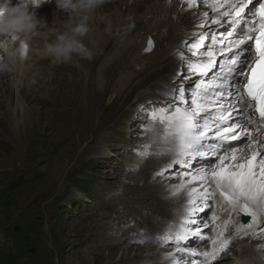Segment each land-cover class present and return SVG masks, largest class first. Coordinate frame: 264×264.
I'll return each mask as SVG.
<instances>
[{"label": "snow or ice", "instance_id": "obj_1", "mask_svg": "<svg viewBox=\"0 0 264 264\" xmlns=\"http://www.w3.org/2000/svg\"><path fill=\"white\" fill-rule=\"evenodd\" d=\"M181 2H186L188 9L197 8V0ZM203 2L216 14L211 24H227L224 32L205 31L196 41H183L192 50L191 56L182 50L177 55L192 76L177 72L159 90L157 100L139 106L143 123L137 134L144 139L134 150L140 161L168 159L153 179H168L177 166L184 170L171 191L174 202H185L179 215L156 234L161 246L169 242L175 246V253L165 256L166 264H210L229 247L220 231L211 241V251L202 254L203 262L184 259L185 255H197L189 254L183 242L190 236L201 237L208 228L206 223H197V215L210 209L209 201L217 193L221 207L226 205L230 213L251 218V223L237 226V234L255 236L264 217V0ZM202 15L208 18L209 12ZM208 23L200 20L194 27L207 28ZM12 39H16L14 34ZM153 47L149 37L144 51L151 52ZM196 76L198 81L192 79ZM185 82L194 87L187 88ZM194 161L207 164L193 172ZM217 219L213 216L214 222Z\"/></svg>", "mask_w": 264, "mask_h": 264}, {"label": "rangeland", "instance_id": "obj_2", "mask_svg": "<svg viewBox=\"0 0 264 264\" xmlns=\"http://www.w3.org/2000/svg\"><path fill=\"white\" fill-rule=\"evenodd\" d=\"M161 1L163 3V0ZM123 2L126 3V1ZM110 9L118 12L117 7L113 6ZM108 13L106 12L104 15L96 13L98 17L95 16V13L91 15L97 18L96 22L100 21L103 29H106L107 20L105 18ZM128 13L132 14V9L131 11L126 10L123 14L127 17ZM116 20L117 18L114 19V22ZM94 27L98 34H102L98 26ZM191 52L190 49L187 54H191ZM48 64L52 66L50 63ZM48 64L45 71V82L38 88L24 87V89L14 90V86L8 85L5 86L6 88L3 87V92L0 93V264L2 259L8 255L14 259V264H104V261L95 263V259L92 263L90 262L92 257L89 255L92 254V251L113 252L114 254H110L112 262L118 259L128 260L137 252L139 254L143 247H147L144 245L150 244L144 242L143 246H139L141 250L134 249L133 252H129L130 249L126 248L133 243H127V246L122 244L124 240L131 241L132 239L138 243L135 240L137 235L134 233L136 231L134 227L138 225L139 219L141 224L143 223V228L153 234L160 226L162 219L169 214L161 218L153 217L152 213L150 215L146 211H142L139 216H131L125 226L132 229L133 238L130 233L123 235L121 231L123 240L120 243L122 245L118 246H123L122 248L109 244L104 250H101L95 243H91L88 247L87 245L84 247V245L89 241L93 242L96 240L95 238H103V242L107 243V238L103 237L104 232L101 230L109 228L110 231L113 227H118L113 220L116 217L115 214H111V220L105 218L107 223L101 225L100 228L95 224L96 221L101 220V218L96 219L98 215L95 212L100 210V206L108 200L110 194L108 196L101 194V190L107 187L106 184L97 187L98 192L94 191V188L97 183L114 181L112 173L126 164L125 159H132L136 164L138 163V160L134 159V156H137L134 149L139 144L137 137L141 135L137 133L141 132L143 123L141 119L143 114L140 112L139 106H147L149 101L141 100L135 103L133 109L136 112V118L132 124L128 123L132 121V118L125 119L127 125H135V133L132 134L136 137L133 146L126 148L129 147L130 151L124 150L127 155H115L114 158H117V162L113 163V166L100 164L93 155L96 140L103 133L120 137L119 134L124 132V130H119L124 126L116 129L110 126V120L115 114L103 116L105 114L101 115L100 111L102 106L105 108L116 104L120 94L116 96L114 93L113 96L109 94L110 92L102 91L98 95V100L93 99L92 102H89L90 100L86 99L84 93L77 94V81L85 84L90 79L91 72L86 70L87 75H85V71L82 73L77 57H72L70 64L73 65H70L66 71L59 68V63L56 62L58 68L55 72L57 74L65 73L62 78H53L54 76L48 78L51 75ZM15 67V62H13L8 70L9 72L13 71L10 75L13 85L21 80L20 77L17 79ZM185 71L184 68L176 73L183 72L184 74ZM187 74L189 73H185V75ZM28 91H31V97H28ZM19 96L22 100H18ZM17 101H22L24 105L31 107L32 114L27 117L20 112L17 120L10 121V115H7L6 111L9 110L11 116H14ZM132 106L133 103H130V109ZM21 116L25 121H21ZM7 119L10 121L8 124L6 123ZM23 126L30 128L31 132L24 131ZM8 127L15 129L16 139L5 135L4 132L8 131ZM16 140L22 141L18 147L14 143ZM108 168H112V170L109 171ZM19 175L22 176V181L9 190V181ZM152 176L149 180L157 183L156 178L153 179ZM120 179L124 182L132 181L128 177ZM138 183L143 185L144 181L141 180ZM115 192L111 191L110 193ZM90 193H93L91 199H89ZM118 194L119 192L116 196ZM137 196H131L129 199L124 198L121 204H124L125 200L134 204ZM105 214L108 215L109 212ZM83 248L88 250V255L82 254L85 251ZM116 248L118 249L116 250ZM241 250L242 246L236 245L233 253L239 255ZM250 251L248 249L243 256L251 254ZM124 252L128 253L118 258ZM140 253L144 254L145 250ZM81 258H87V261H81ZM137 263L139 264V262Z\"/></svg>", "mask_w": 264, "mask_h": 264}, {"label": "bare ground", "instance_id": "obj_3", "mask_svg": "<svg viewBox=\"0 0 264 264\" xmlns=\"http://www.w3.org/2000/svg\"><path fill=\"white\" fill-rule=\"evenodd\" d=\"M4 1L5 3L7 2V0ZM123 1H126V3ZM11 2L13 5H16L20 3L21 0H11ZM36 2L40 5L39 7L31 9L32 5H29V8L30 11H34L37 20L40 22L35 32L31 34V38L42 40L46 36L48 38L47 42L54 43L53 41H55L60 34L68 33L76 26H84L87 28L86 33L79 36L78 39L88 49L90 55L84 57L74 54L73 56L77 57V62L80 63L79 66L82 68V73L85 71V75H87V70L91 72V74L90 79L88 82H85V84L81 81H77V94L81 92L84 93L86 99L90 100L89 102H92L93 99L98 100V95L102 91L110 92L109 94L113 96L114 93L116 96L120 94L116 104H112L105 108L102 106L100 113L101 115L105 114L103 116L115 114L110 120V126L115 129L124 126L119 129L124 130V132L119 134L120 137L107 133L101 134L95 142L93 154L94 158L99 160L100 164H107L109 166H113V163L117 162V158H114L115 155L122 154L126 156L127 153H125L124 150L130 151L128 150L129 147L126 149L127 146H133L134 142H136V137L132 134L135 133V125H127L125 121L126 118H132V121L128 122L132 124L133 120H135L136 112H134L133 109L135 103L141 100H157L159 98V90L171 80L174 74H176V71L184 69L177 53L182 50L186 56H191V54L187 55V51H189L190 48H186L183 41H189L191 43L196 41L198 35L202 32L214 31L218 34L224 32L227 27V24L216 25L210 23V20L215 17L216 14L212 12L211 8L208 4L204 3L203 0H197L196 9H188L187 3L185 2L182 4L181 0H163V3L161 0H104V3L94 11L80 15L74 14L72 16H69L66 11L59 9L56 5V0H36ZM113 6L118 8V12H114L110 9L113 8ZM182 7L185 8L184 12H181ZM131 9L132 14L128 13L129 16H124L123 13L126 10L131 11ZM205 11L209 12L208 18H204L202 15ZM106 12H109L105 18V20H107V28L103 29L100 25V21L96 22L97 18L95 16H97L96 13L98 15H104ZM92 13H95L94 17L91 15ZM115 18H117V20L114 22ZM204 19L209 21L207 28L194 27L200 20ZM94 26H98L102 34H98ZM149 37L153 39L154 47L151 52L146 53L144 48L147 46ZM28 43L30 47L27 53H23V57L21 58L18 56L15 61L16 76L18 75L17 79L21 78V80L13 85L10 78L13 71L9 72L7 70L0 72V93L3 87L8 85L14 86V90L17 88L24 89V87L38 88L45 82V71L48 63L53 66L48 64V70L51 73L48 78H52L53 76V78H62L65 73L62 72L57 74L55 72L57 71L56 68L59 66V68H63L66 71L70 65H73L70 64L69 61L67 63H59L56 67V62L53 58L43 54L42 50L45 46L41 48L40 46L31 45L29 41ZM202 43H207V41H203ZM41 55L44 56L40 58L39 56ZM194 58L195 57H193V59ZM0 59L1 61L6 60L5 57H1ZM187 71L189 74H192L190 70ZM185 73L186 71L184 74ZM77 94L75 95L78 97ZM31 95V91H28V97H31ZM20 98L21 96L18 97V100H22ZM130 103H133L132 109L129 107ZM15 106L14 116H11L9 110L6 111V114L10 115V121L17 120L20 116V112L27 117L31 116V107L24 105L22 101H17ZM81 116H84V114H81ZM9 119L6 120L7 124L10 122ZM20 119L21 121H25L23 120V116H21ZM141 119L143 120L142 117ZM7 130L8 131L4 132L5 135L12 139H16L15 129L13 127H8ZM23 130L31 132L30 128L24 126ZM137 139V142H140L144 137L142 136L140 138L139 136ZM14 143L16 147H18L22 141L16 140ZM104 151L107 153H103ZM137 157L138 155L136 157L134 156V159L136 160ZM124 161L126 164L122 165L118 171L112 173V177L114 174V181L101 184L97 183L94 188V191H97V187L106 184L107 187L101 190V194L106 196L110 194L108 200L100 206V210L95 212V214L98 215L96 219L101 218V220L96 221L95 224L100 228L101 225L107 223L105 218L111 220V214H115L116 217L113 220L118 227H113L110 231L109 228L101 230L104 232L103 237L107 238V243L103 242V238L97 239L94 237L96 240L85 243L84 247H86V245L88 247L91 243H95L99 249L104 250L109 244H112L113 247L122 248L123 246L118 245L124 244V246H127V243H133V245L126 247L130 249L129 252H133L134 249H140L139 246H143V244L135 243L133 239L131 241L124 240L122 242L123 238L121 237V231L123 235L130 233L133 238L132 229L125 226L127 222L126 218L139 216L142 211H146L150 215L152 213L153 217L162 218L178 207V203L174 202V198L172 197V191H168L166 187L160 186L154 181L149 180L150 176L156 173L154 164L157 162L154 161L153 157H149L143 160V162H141L138 157V168L135 169L136 173L134 174L127 173L129 168L133 169L132 159H125ZM203 165H206L205 162L202 164L197 163L194 165L193 169L197 170ZM108 169L109 171L112 170V168ZM121 177H128L132 181L124 182L120 179ZM141 180L144 181L143 185H139L138 183ZM111 191L116 192L110 193ZM118 192L119 194L116 196ZM91 194L93 195V193L89 194V199H91ZM134 195H138L134 204H130L129 200H125L126 203L124 202V204H121L124 198L129 199V197ZM182 201L183 199L179 202ZM106 212H109V214L106 215ZM162 220H164V218ZM121 242L122 244H120ZM245 242L248 244L251 254L248 253L245 258L239 255L236 257V261L232 262L231 258L228 259L230 254L227 253L220 256L215 261V264H249V262L250 264H264L263 242H261L260 239ZM251 242L261 244H250ZM144 246H147L146 248H142V251L145 250L144 254L140 253L142 251H139V254L137 252L133 256L129 253L131 257L128 260L118 259L115 262H112V257H110V254H114L113 252L92 251V254L89 255L92 257L90 258V262L92 263L93 259H95V263L104 261V264H138L137 262H139V264L166 263L160 255L165 249L161 250L158 246V250L154 251L151 245ZM83 249L85 250V248ZM117 249L118 248H116V250ZM87 251L85 250L82 254L88 255ZM230 252L233 253V247ZM127 253L128 252L122 253L118 258L123 257V255ZM81 259V261H87V258Z\"/></svg>", "mask_w": 264, "mask_h": 264}, {"label": "clouds", "instance_id": "obj_4", "mask_svg": "<svg viewBox=\"0 0 264 264\" xmlns=\"http://www.w3.org/2000/svg\"><path fill=\"white\" fill-rule=\"evenodd\" d=\"M102 3L104 0H56L57 7L66 11L69 16L90 13ZM29 5H32L31 9L40 6L36 0H21L16 5H13L11 0H7V3L0 0V35L14 34L21 45L31 37L40 21L37 20L34 11H30ZM86 31V27L76 26L70 32L60 34L54 43L45 45L43 54L58 63L69 62L74 54L88 57L90 55L88 49L78 39ZM0 48L7 53V59L0 61V72H3L9 70L10 64L16 61L21 49H13L8 43L0 44Z\"/></svg>", "mask_w": 264, "mask_h": 264}, {"label": "water", "instance_id": "obj_5", "mask_svg": "<svg viewBox=\"0 0 264 264\" xmlns=\"http://www.w3.org/2000/svg\"><path fill=\"white\" fill-rule=\"evenodd\" d=\"M21 181H22V176L21 175L14 176L8 183L9 190H12L14 187L19 185Z\"/></svg>", "mask_w": 264, "mask_h": 264}, {"label": "trees", "instance_id": "obj_6", "mask_svg": "<svg viewBox=\"0 0 264 264\" xmlns=\"http://www.w3.org/2000/svg\"><path fill=\"white\" fill-rule=\"evenodd\" d=\"M1 264H14V259H12L11 256H7L4 257V259H2Z\"/></svg>", "mask_w": 264, "mask_h": 264}]
</instances>
